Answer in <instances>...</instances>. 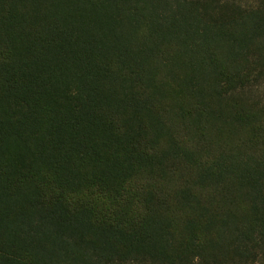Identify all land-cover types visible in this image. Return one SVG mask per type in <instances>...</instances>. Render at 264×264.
<instances>
[{
    "label": "trees",
    "instance_id": "trees-1",
    "mask_svg": "<svg viewBox=\"0 0 264 264\" xmlns=\"http://www.w3.org/2000/svg\"><path fill=\"white\" fill-rule=\"evenodd\" d=\"M0 264H264V0H0Z\"/></svg>",
    "mask_w": 264,
    "mask_h": 264
}]
</instances>
